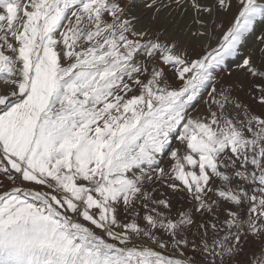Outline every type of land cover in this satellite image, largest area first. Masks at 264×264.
Returning <instances> with one entry per match:
<instances>
[{
  "label": "snow or ice",
  "instance_id": "obj_1",
  "mask_svg": "<svg viewBox=\"0 0 264 264\" xmlns=\"http://www.w3.org/2000/svg\"><path fill=\"white\" fill-rule=\"evenodd\" d=\"M261 24V0H0V264H264Z\"/></svg>",
  "mask_w": 264,
  "mask_h": 264
},
{
  "label": "rangeland",
  "instance_id": "obj_2",
  "mask_svg": "<svg viewBox=\"0 0 264 264\" xmlns=\"http://www.w3.org/2000/svg\"><path fill=\"white\" fill-rule=\"evenodd\" d=\"M125 3L128 2V0H124ZM236 74L235 72H233L232 76H228L227 74H222V80H221V83H231V82H234L236 79ZM219 86V85H218ZM242 99H244L246 102H248L249 100L247 99L246 96H244L243 93H238ZM251 102V101H249ZM254 109L259 111V106L258 105H253ZM198 109L202 112L204 110V105L203 104H200L198 106ZM170 163V161L168 160H165V166H167V164ZM176 206V202H174V207Z\"/></svg>",
  "mask_w": 264,
  "mask_h": 264
},
{
  "label": "bare ground",
  "instance_id": "obj_3",
  "mask_svg": "<svg viewBox=\"0 0 264 264\" xmlns=\"http://www.w3.org/2000/svg\"><path fill=\"white\" fill-rule=\"evenodd\" d=\"M138 2H139V0H138ZM261 2H264V0H261ZM261 28H264V24H261ZM235 79L237 80V79H240V78L236 76ZM245 102H246V101H245ZM246 103H251V102L248 101V102H246Z\"/></svg>",
  "mask_w": 264,
  "mask_h": 264
}]
</instances>
